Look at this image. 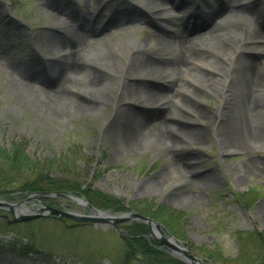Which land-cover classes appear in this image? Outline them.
Here are the masks:
<instances>
[{
    "label": "rangeland",
    "instance_id": "obj_1",
    "mask_svg": "<svg viewBox=\"0 0 264 264\" xmlns=\"http://www.w3.org/2000/svg\"><path fill=\"white\" fill-rule=\"evenodd\" d=\"M174 1L127 3L122 13L125 17H134L125 21L123 30L110 28L103 34L98 32L93 36L104 39L101 49L112 58V70L86 61H97L91 54L96 45L88 46L83 41L71 45L72 50L80 51L79 57L70 62L71 68L79 75L90 71L89 74L93 76L101 75L102 81L109 79L113 88L117 87L118 96L113 98L109 90L104 91L103 98L108 100L107 103L80 109L74 99L79 97L76 90L81 88L76 86V82L70 86L63 85L58 89L59 96L67 98L70 103H65L60 113H52L34 108L26 99L19 98L14 86L19 79L22 80L20 75H25L18 73L22 72V68L37 71L56 66L50 57L55 55V39L61 34L58 30L61 8L69 0H0V148L10 150L12 145L21 146L30 158L28 165H36V174L44 175L50 170L56 181L88 187L91 194L88 193V196L92 201H96L94 198L97 196L106 199L109 204L121 201L125 209L118 212L144 215L152 205L155 210L161 206L166 208V216L170 211L176 213L177 216L172 219L178 232L170 234L208 264H264V130L258 138L254 136L252 146L246 151L238 149L235 144L236 148L226 151L228 147L223 148V142L227 136L224 139L222 136L225 123L217 115L219 98L212 89L201 86L190 87L198 96L175 90L180 102L171 101L169 106L152 105L154 109H142L143 113L151 109L152 115H159L162 123L158 128L160 132L169 135L167 132L177 129L192 133L189 138L182 137V142L173 148L170 149L167 142L163 146L138 145L129 150L118 134L119 129H116L117 119L114 121L115 108L112 104L117 106L115 101L120 96L123 84V75L118 69L126 67L125 50H121L120 45H127L128 41L137 44L140 40H146L150 51L161 48L159 38H164V29L170 28L164 21L169 17L178 19L177 24L187 37L200 35L206 30L204 22L196 28L193 24L195 19L208 12L206 8H194L190 12L186 2L190 0H179L182 3L179 6H174ZM211 1H216V4L213 3L215 8L221 3V0ZM45 2L59 5L58 8L51 7ZM110 3H105L100 8L102 12L99 16L87 22V25L79 16H69L62 31L73 29L81 34L90 33V28L100 31L109 20V11L114 8L108 6ZM154 4H158V7H153ZM239 19L243 26L235 31L241 36L246 30H258L264 16L245 14ZM77 44L80 45L79 51ZM255 53L251 51L247 57ZM256 66L260 67L262 63L258 62ZM124 71L125 68L121 70ZM192 71L202 72V69L195 66ZM37 74L41 75V72ZM205 74L216 76L211 71ZM237 77L235 73L234 80ZM179 79L188 86L185 75L179 76ZM51 80L52 77L48 76V89L57 87L50 85ZM167 81L159 80L154 75L143 82L158 93L172 95L174 89L167 86ZM86 92L95 96L92 90ZM154 99L145 102L153 103ZM198 104L206 108L209 113L207 117L199 118L193 114L192 108ZM261 104L264 108V98ZM223 108L227 109L228 104L224 102ZM68 150L72 152L70 161L65 160ZM67 161L70 172L67 171L66 177H61L62 170L55 166L58 162ZM247 162L253 165V171L246 166ZM147 181L153 183L145 186ZM62 191L66 195H59ZM1 194L3 203L13 206L23 203L29 208L28 214L16 216L19 218L40 214L44 203H52L54 208L83 216L96 213L91 207L79 205L70 199L71 195L80 198L82 192L79 191L59 190L53 196L45 191L33 196L17 195L14 191ZM97 205L105 207L100 202ZM100 211L114 214L110 208ZM33 217L14 222L11 211L0 206V264H126L122 254L125 241L110 224H81L70 218L52 215ZM8 221L18 225L2 224H11ZM126 223L144 225L145 231L138 235L140 238L153 240L154 247L177 264H188L179 257L178 252L162 246L153 238L147 225L134 220ZM22 247H31L32 253H21ZM129 264L140 263L131 260Z\"/></svg>",
    "mask_w": 264,
    "mask_h": 264
},
{
    "label": "bare ground",
    "instance_id": "obj_2",
    "mask_svg": "<svg viewBox=\"0 0 264 264\" xmlns=\"http://www.w3.org/2000/svg\"><path fill=\"white\" fill-rule=\"evenodd\" d=\"M134 1L140 4L141 2L154 3L155 0H69L67 5L61 8L62 17H60L58 27L61 34L56 36L55 55L51 57L56 66H49L50 70L38 69L37 71L22 68V72L18 73L25 75L23 77L20 75L22 80L19 79V82L14 86L16 95L19 98L22 97L23 100L26 99L27 103L32 104L34 108L52 113H60L65 103H70L67 98L59 96L58 89L63 85L70 86L76 82V86L83 89V91L81 89L76 90L79 97L75 95L78 98L74 99L78 102L80 109H90L95 107L94 104L107 103L108 100L103 98L104 91L109 90L113 98L118 96L117 87L113 88V84L108 82L109 79L102 81L101 75L93 76L89 74L90 71H85L79 75L77 71L71 68L70 62L79 57L80 45L77 44L79 52L72 50L70 46L82 41L88 46L94 47L96 45L91 54L93 53L92 55L97 61H86L93 65L98 63L112 70L114 66L112 65V58L110 59V55L101 49L105 42L104 39L93 36L98 32L103 34L110 28L122 29L125 21L134 17L133 15L125 17L122 8L127 3ZM199 1L208 12L195 19L193 24L196 28L199 26L198 24L204 22L206 30L202 34L187 37L180 30V26L177 24L178 19L169 17L165 18L164 21L170 25V28L164 29V38H159L162 44H160L161 48L150 51L146 40H140L137 44L127 40V45H120L121 50H125L124 62L126 67L122 66L118 69L119 73L123 75V84L119 91L120 96L115 101L117 106L112 105L115 108L114 121L117 119L116 129H119L118 134L123 138L129 150L135 149L138 145L157 144L163 146L167 142L171 149V147L173 148L182 142V137L189 138L192 133L184 130L174 129L167 132L169 135L163 131L160 132L158 128L162 126V123L159 115H152L153 110L150 111L151 109L143 113L142 109L153 108L152 105L169 106L171 101L180 102L177 100L176 91L198 96V93L190 88L196 86L212 89L219 98L217 115L222 117L225 123L222 136L223 139L224 136H227L225 137L227 140L223 142V148L228 147L225 149L226 151L235 145L238 149L246 151L250 145L252 146L254 136L257 135L258 138L263 133L264 108L261 101L264 98V21L258 30H246L241 36L236 33L235 29L243 26L239 19L241 15L262 14L264 16V0H221L217 8L213 6L216 1ZM107 2H111L108 6L114 8L109 11V20L105 26L100 28V31H95L93 28L89 29L90 33L84 34L75 32L73 29L62 31V27L67 24L69 16H79L82 22L87 25V22L99 16L102 12L100 8H103ZM45 4L56 8L59 5L50 2H45ZM173 5L179 6L181 4L175 0ZM77 7L84 8L86 12ZM153 7H158V4H154ZM170 32L171 34H167ZM119 33L124 35L122 31ZM239 44L241 46H238ZM88 49L86 48V50ZM251 51H256V53L247 57ZM81 53L84 54L83 51ZM258 62H261L262 66L257 67ZM195 66L200 67L202 72L192 71ZM123 68L125 71L121 72ZM208 71L215 73L216 76L209 77L205 74ZM37 72H41V75H38ZM235 73L238 76L236 80H234ZM47 75L52 77L50 85H57V87L48 89L50 86L47 82ZM154 75L159 80H169L165 83L167 86L173 87L172 95L166 92L158 93V91L144 84L145 79L152 78ZM181 75L186 76L188 86L181 83L179 79ZM86 90H92L91 93L95 94L96 97L87 93ZM155 97L157 99H154ZM150 99H154V102H145ZM224 102L225 105L228 104L227 109L223 108ZM192 112L199 118L207 117L209 114L202 105L193 107ZM170 135L173 137L171 138ZM226 143H230V145ZM246 166H249L250 171H253L254 168L250 162H247ZM149 183L152 184L153 182L147 181L145 186ZM14 208L16 216L30 212L24 204ZM262 213L264 214V210Z\"/></svg>",
    "mask_w": 264,
    "mask_h": 264
},
{
    "label": "trees",
    "instance_id": "obj_3",
    "mask_svg": "<svg viewBox=\"0 0 264 264\" xmlns=\"http://www.w3.org/2000/svg\"><path fill=\"white\" fill-rule=\"evenodd\" d=\"M70 148V144H69ZM66 154L68 158L65 160L70 161L71 151ZM65 156V155H64ZM67 162H58L55 166L62 170V176L66 177L67 171L70 172V164ZM30 158L24 153L21 146L12 145L10 150L0 148V195L1 192L8 193L9 191L19 192L23 194H31L37 191H55L66 190V191H79L82 194L88 196L89 188L81 186H76L70 184V182L64 183L63 181L54 180V175L49 170L46 174L42 175L41 173H35L36 165L29 164ZM49 166H54L53 163H48ZM32 165V166H31ZM46 169V168H45ZM57 177V176H55ZM90 194V193H89ZM91 196V194H90ZM89 197V196H88ZM93 198V197H92ZM90 202H93L89 198ZM97 202H100L105 207H109L113 210H122L125 209L123 202L113 201L109 204V201L106 199H99L98 196L94 198ZM151 211H154L151 213ZM149 213V214H148ZM149 216L156 221L162 223L170 233L176 234L178 229L175 228L174 219L177 216L176 213L170 211L168 216H166V208L161 206L157 210L153 209V206L150 205L147 208V213L144 214ZM168 217V219L166 218ZM138 223H130L123 226L127 234L123 235L124 252L123 261L126 264L132 260L134 263L139 262L140 264H177L174 260H171L164 252H160L156 247L153 240L145 241L140 236V233H143L144 226ZM131 233L136 236H132Z\"/></svg>",
    "mask_w": 264,
    "mask_h": 264
},
{
    "label": "water",
    "instance_id": "obj_4",
    "mask_svg": "<svg viewBox=\"0 0 264 264\" xmlns=\"http://www.w3.org/2000/svg\"><path fill=\"white\" fill-rule=\"evenodd\" d=\"M70 199L75 200L72 197H70ZM76 201L81 202V200H76ZM18 205H23V203L18 204ZM18 205L13 206L10 204H5L3 202H0V206L6 207L11 211L12 215H14L15 221L27 220L33 217V216L32 217H21V218L16 217L15 212H14L15 211L14 207ZM95 211H96V215L83 216V215H79V214L72 213L69 211H63V210H58V209L47 207V212H44V213L41 212L40 214L35 215L33 218L49 216V215H56V216L68 217V218H71L77 221H82V222L110 224L117 230H118V225L126 221L134 220V221L142 222L148 226L153 238H155L160 244H162V246L171 248L175 250L176 252H178L179 257L183 259L185 262H187L188 264H208L204 262L202 259L193 255V253L189 251L185 246H183L180 241H177L175 238H173L162 224L158 223L157 221L151 218L140 215L138 213H127L126 212V213L107 214L105 212H100L97 210ZM163 233L168 238H166Z\"/></svg>",
    "mask_w": 264,
    "mask_h": 264
}]
</instances>
